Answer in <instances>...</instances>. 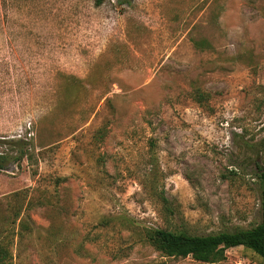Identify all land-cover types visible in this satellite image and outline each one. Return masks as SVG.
<instances>
[{"label": "rangeland", "instance_id": "1", "mask_svg": "<svg viewBox=\"0 0 264 264\" xmlns=\"http://www.w3.org/2000/svg\"><path fill=\"white\" fill-rule=\"evenodd\" d=\"M0 154L8 264H203L144 232L262 223L264 0H0Z\"/></svg>", "mask_w": 264, "mask_h": 264}, {"label": "trees", "instance_id": "2", "mask_svg": "<svg viewBox=\"0 0 264 264\" xmlns=\"http://www.w3.org/2000/svg\"><path fill=\"white\" fill-rule=\"evenodd\" d=\"M120 5H130L131 0H118ZM203 101V95H198ZM27 152L21 153V158ZM8 156L0 154V170H5ZM258 178L264 200V167L259 168ZM164 202L168 201L164 198ZM144 239L163 256L175 259L192 258L203 264L220 263L227 259L230 249L242 247L264 258V218L262 223L250 229L235 232H219L207 236L192 235L187 232H174L166 229H150L144 232ZM10 252L0 246V264H8Z\"/></svg>", "mask_w": 264, "mask_h": 264}]
</instances>
